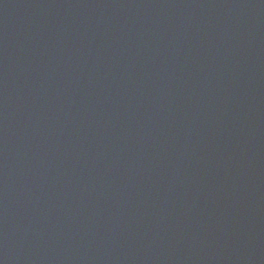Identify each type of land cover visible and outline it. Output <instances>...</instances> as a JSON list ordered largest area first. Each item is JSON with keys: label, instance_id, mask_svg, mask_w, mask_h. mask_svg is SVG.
Listing matches in <instances>:
<instances>
[{"label": "water", "instance_id": "1", "mask_svg": "<svg viewBox=\"0 0 264 264\" xmlns=\"http://www.w3.org/2000/svg\"><path fill=\"white\" fill-rule=\"evenodd\" d=\"M0 264H264V0H0Z\"/></svg>", "mask_w": 264, "mask_h": 264}]
</instances>
